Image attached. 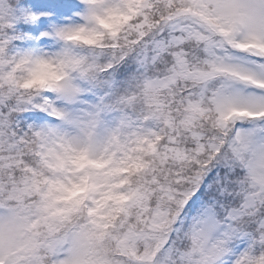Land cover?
I'll return each instance as SVG.
<instances>
[{"label":"snow or ice","instance_id":"6c2138e0","mask_svg":"<svg viewBox=\"0 0 264 264\" xmlns=\"http://www.w3.org/2000/svg\"><path fill=\"white\" fill-rule=\"evenodd\" d=\"M0 264H264V0H0Z\"/></svg>","mask_w":264,"mask_h":264}]
</instances>
